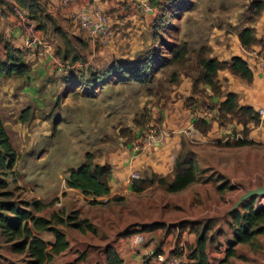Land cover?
<instances>
[{
    "label": "rangeland",
    "instance_id": "obj_1",
    "mask_svg": "<svg viewBox=\"0 0 264 264\" xmlns=\"http://www.w3.org/2000/svg\"><path fill=\"white\" fill-rule=\"evenodd\" d=\"M163 1L161 7L154 4L157 12L148 17V23L141 17L142 3L135 9L137 18L143 22L125 15L117 18L118 10L108 12L112 23L107 43L100 36L92 37L74 22L78 34L69 33V37L79 59L71 61L59 55L58 63L51 62V70L44 43H39L38 38L35 46L18 48L30 69L34 65L35 70L24 77L0 79V112L18 154L14 168L17 181L9 185L15 199L46 204L37 214L48 218L57 212L69 215L76 211L79 218L88 219L97 228L94 234L56 225L70 243V248L55 258L57 264L67 261L105 264V248L109 244L125 256L129 251L147 252L143 264L152 258L158 262L160 254L169 258L185 250L190 256L197 235L190 229L183 232L180 227L183 222L210 226V258L213 263L221 264L226 252L222 255L218 252L226 247L232 235L228 210L248 189L264 185V117L260 114L259 121H251L242 113L229 115L219 111V101H212L206 90L194 93L198 114L200 118H210L212 125L217 121L224 132L221 139L193 142L192 147L186 146L179 154L184 157L191 150L195 152L198 181L182 191L169 192L153 174L144 176L134 171L139 178L132 180L130 176V180L145 183L144 191L124 193L123 200L96 205L89 203L92 198L66 185L69 171L81 167L87 152L94 154L96 163L103 164L108 156L126 148L139 153L142 147L137 140L139 135L144 139L143 145H156L159 140L151 134L157 133L163 118V101L180 87L185 75L197 77L199 59L211 56L213 45L220 51L227 44L230 52L237 53L242 46L240 32L252 26L262 38L256 45L262 47L259 53L264 56V9L258 14L255 6L257 1L264 4V0H189L193 1L192 7L180 11L177 18H171L168 13L163 15V5L169 0ZM4 2V17H10L0 20L4 28L22 32L24 27L12 5L7 0ZM34 22L37 28L38 22ZM0 33L3 36L0 53L5 50L4 43L15 47L9 33L3 29ZM251 49L243 54L249 57L254 52ZM149 58L156 68L163 67L146 82L92 80L117 60L133 62ZM43 59L46 63L41 69ZM27 108L28 117L23 120L21 114ZM237 139H253L254 143L225 145ZM224 184L227 187L219 190ZM107 198L110 197L101 201ZM254 206L264 209V197L256 198ZM134 233L145 235L141 244L133 245ZM41 235L54 238L46 231ZM256 240V247L239 244L237 256L222 264H264V234ZM29 262L27 254L14 252L12 243L0 232V264Z\"/></svg>",
    "mask_w": 264,
    "mask_h": 264
},
{
    "label": "trees",
    "instance_id": "obj_2",
    "mask_svg": "<svg viewBox=\"0 0 264 264\" xmlns=\"http://www.w3.org/2000/svg\"><path fill=\"white\" fill-rule=\"evenodd\" d=\"M17 2L22 8L30 10L41 29L46 28L47 22L54 21L49 14L45 13L47 9L42 0H17ZM192 2L189 0H169L168 4L163 5V15L168 13L171 18H177L180 11L189 10L192 7ZM4 3V0H0V10L3 12ZM255 4L259 14L264 9V4L260 1H257ZM53 29L63 41V48L60 49L59 55L65 59H71V61L78 60V55L76 54L68 32L58 27L55 21L53 23ZM239 37L241 45L245 50L251 49L253 45L261 41L257 38L256 29L252 26L244 28L240 32ZM1 39H3V36L0 33ZM5 50L6 58L0 60V79L11 76H27L31 69L25 60L23 51L14 47L11 43L5 44ZM151 62V58L133 62L117 60L102 75H95L92 77V80L103 83H108L115 79L118 82L123 80L146 82L163 67V65H159L156 68L154 63ZM198 67L199 74L194 80L193 94L186 100L188 106L194 104V93L198 91L203 92L205 89L201 86L208 85L213 91L210 97L225 96L224 100L219 101V111H224L229 115L242 113L248 116L251 121H259L260 114L258 110L249 105L241 106L238 95L234 92L224 93L217 79L220 70L229 69L233 74L247 81H251L254 73L246 59L242 56H233L231 60H219L216 57L203 56L199 59ZM28 112L29 108L23 110L21 119L26 120ZM194 126L198 130L203 127L201 132L207 134L212 127V123L206 118L198 117L194 120ZM253 143V139H237L233 143L227 141L225 145L244 146ZM188 153L190 154L184 157L178 155L172 175L161 177L153 174L159 185L165 187L167 191L179 192L198 181L199 168L194 157L195 152L191 150ZM17 160V151L11 142L0 112L1 235L7 242L12 243L14 252L26 253L29 257L30 264H55V258L70 246L67 235L58 229L56 225L69 226L82 233L91 232L94 234L97 233V228L88 219L79 218L78 212L76 211L69 215H62L60 212H57L48 218L37 214V212L46 207V204H43L39 200L27 202L15 199V192L9 185L17 181V175L14 169ZM111 174L112 166L109 163H96L94 154L87 152L85 162L81 167L69 171L66 185L69 188L78 189L86 197L92 198L89 200V203L92 205L123 200L122 196H112L107 198L105 202H102L100 199L102 197H108L111 194ZM137 182L134 181L132 184L133 191H144L146 189L145 183L138 182V184ZM226 185L219 186V190H223ZM255 200L256 198L245 200L238 209L229 214L231 218L229 225L232 230V235L227 240L226 256L221 261V264L228 262L231 257L237 256L238 251L236 247L239 244L247 243L256 247L258 245L256 240L257 236L264 234V209L256 208L254 206ZM180 227L183 232L190 229L197 235L195 246L189 256L194 259L193 264H215L210 261L208 255V245L212 241V238L209 236L210 226L203 225L201 227L197 223L183 222L180 224ZM43 231L50 232L54 235L55 240L53 243H48L39 236ZM105 253L106 264H124L123 258L114 245H107Z\"/></svg>",
    "mask_w": 264,
    "mask_h": 264
},
{
    "label": "crops",
    "instance_id": "obj_3",
    "mask_svg": "<svg viewBox=\"0 0 264 264\" xmlns=\"http://www.w3.org/2000/svg\"><path fill=\"white\" fill-rule=\"evenodd\" d=\"M42 1L46 5L47 10L45 13L49 14L53 18V20L56 22V25L58 27L68 32V34L71 33L72 35L78 34L74 22L80 25L79 17L82 13L91 14L95 7L102 9L108 17L109 30L107 34L100 35V38H102L106 43L109 41L110 28L112 23L111 22L112 19L109 17L108 12H110L111 10H118L115 17L119 18V16L122 17L124 15L129 17L131 16L133 17V19H135V21L139 20L140 22L145 17L143 21H145V23L146 22L148 23L149 20L148 17L154 16L155 13L157 12V7H161L160 5L164 3L163 0H150L151 3L148 0H75L69 3H64L63 0H42ZM139 3H142L141 4L142 8L138 7L142 10V16H141L142 20L139 17L137 18L138 13L136 11L138 10L135 9L137 5H139ZM154 4L157 7H155ZM124 6L126 9H129L130 11L128 12L125 11V9L123 8ZM148 6L150 7V9H147ZM4 16L6 15L1 10L0 20L2 21V19L7 17L10 19L9 16L7 17ZM15 16H17L16 13ZM33 19L36 21L34 17ZM133 19L131 21H133ZM1 21L0 24L2 23ZM54 21L47 22L45 29H41L38 24L35 33L36 37L35 40H33L32 42H29L27 40L24 28H22L23 30L22 32L20 31V29L18 32L17 29L14 30L5 29L2 23V27L0 25V29L1 30L3 29L5 33H9V36L11 35L13 37L12 43L17 48H22L24 46L33 47L35 46L34 44L36 39L39 38L40 39L39 43H44L43 45L45 46L44 48L45 51L47 52V54H45L46 62L48 63L47 64L48 69L51 70L52 69L50 68V66H52L51 62L55 61L58 63L60 58L59 51L60 49L63 48V44L60 37L57 35L56 32H54L53 29ZM257 38L262 39L261 37L258 36V33H257ZM41 39L44 42H42ZM216 46H217L216 44L213 45L214 49L212 48V51L210 52L211 57H216L219 60H231L233 56H242L244 59L248 61L254 73L253 79L251 81H247L233 74L229 69L220 70L217 79L220 82L222 91L224 93H228V92L236 93L238 95L239 104L241 106L249 105L254 107L256 110L264 108V56L262 55L263 53L262 54L259 53L262 47L258 45H254L251 49V51L254 50V52L248 57L243 54V52L244 51L247 52V50H245L242 46H241V51L238 50L237 53L230 52L229 46L227 44H224L221 47L220 51ZM216 52L221 54L216 55ZM5 58H6V50L0 53V60H4ZM42 62H43L42 66L41 64L39 65L41 69L43 68V65L46 63L44 62V59ZM34 67L35 66L32 65V69H31L32 71L35 70L33 69ZM194 80L195 79L191 75H185V78L181 81L180 87L177 90L173 91L168 96V98L163 101V105H164L163 118L158 128L156 129L157 133L151 134V135L154 134V137L156 136L155 140H159L157 141L156 145L150 147L143 145L144 142L141 141L144 139L140 138L139 135L137 137V140H139V143H141L142 145L139 153H135V151L126 148L120 151V153L118 154L114 153L113 155H110L108 156V158L103 160L102 162L103 164L109 163L112 166V174L110 180L111 194L109 195V197L118 196V195L124 196V193L130 194L133 192L132 189L133 182L130 180V176L132 172L139 171L144 176L145 174H157L161 177L172 175L174 173L176 159L186 146H191L190 144L193 142L201 143L204 141L207 142L208 140L221 139V137L223 136L224 128L220 127L217 121L213 122V125L207 134H202L194 126V120L200 117L197 111L199 110V106H197L196 103H194L192 106H188L186 102L187 98L192 94ZM201 87L208 92L209 97L212 96L213 91L211 90L210 86L203 85ZM210 99L212 101H222L225 99V96L222 97L213 96L210 97ZM208 119L210 120V118ZM204 159L206 160V158ZM40 237L46 242L49 241L48 243H53L55 240V237L50 239L44 238V236L42 235ZM226 249H227V245L226 247L222 248L221 252H218V254L219 255L225 254ZM146 254L147 252L144 253L140 249L137 250V252L129 251L128 256H125L122 253L120 255L124 260V264H143V255ZM167 254L168 253H166V255ZM208 255L211 261L209 248H208ZM167 256H169V254ZM68 263L69 261L59 264H68ZM147 264H163V263L159 261L156 262V259L152 258V260L148 261Z\"/></svg>",
    "mask_w": 264,
    "mask_h": 264
},
{
    "label": "built area",
    "instance_id": "obj_4",
    "mask_svg": "<svg viewBox=\"0 0 264 264\" xmlns=\"http://www.w3.org/2000/svg\"><path fill=\"white\" fill-rule=\"evenodd\" d=\"M13 7L14 12L18 16L21 25L25 29V34L27 40L32 42L35 40V33H36V25L34 19L31 15L30 10L22 8L17 0H7ZM75 0H63L64 3L73 2ZM147 9H150L148 6ZM79 22L81 27L92 37H97L100 35H105L108 33V17L105 12L95 7L91 14L82 13L79 17ZM259 114L264 117V108L258 110ZM139 175L137 172L131 174V179L135 180L138 179ZM145 235L143 233H134L132 236V243L133 245H139L143 242ZM184 247V244H182ZM176 255V254H175ZM170 256L169 258H165L164 255H158V261L163 262L165 261L166 264H193L194 259L190 258L187 252L184 250L181 252L180 255Z\"/></svg>",
    "mask_w": 264,
    "mask_h": 264
},
{
    "label": "water",
    "instance_id": "obj_5",
    "mask_svg": "<svg viewBox=\"0 0 264 264\" xmlns=\"http://www.w3.org/2000/svg\"><path fill=\"white\" fill-rule=\"evenodd\" d=\"M258 197H264V185H260L253 189H248L244 194L240 196L234 206L230 210H228V213H231L232 211L238 209L245 200Z\"/></svg>",
    "mask_w": 264,
    "mask_h": 264
}]
</instances>
